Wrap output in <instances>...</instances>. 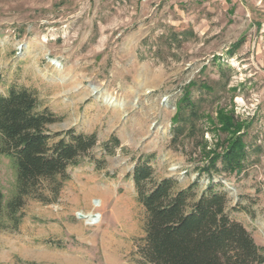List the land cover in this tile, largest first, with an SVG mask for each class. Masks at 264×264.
I'll return each mask as SVG.
<instances>
[{
    "label": "rangeland",
    "instance_id": "rangeland-1",
    "mask_svg": "<svg viewBox=\"0 0 264 264\" xmlns=\"http://www.w3.org/2000/svg\"><path fill=\"white\" fill-rule=\"evenodd\" d=\"M188 29L195 36L179 48L162 37ZM192 81L213 87L191 91L214 119L226 107L252 124L246 170L214 181L228 191L231 217L264 246V0H0V95L33 90L59 117L47 126L52 142L71 129L97 137L68 168L56 201L29 199L19 227L0 229V264H142L146 212L135 166L149 159L154 181L182 187L198 178L204 189L210 180L200 174L197 142L171 141L177 102ZM202 128L213 145L214 130L204 121ZM114 137L119 145L110 142L109 152ZM14 184L0 155L6 198Z\"/></svg>",
    "mask_w": 264,
    "mask_h": 264
},
{
    "label": "trees",
    "instance_id": "trees-1",
    "mask_svg": "<svg viewBox=\"0 0 264 264\" xmlns=\"http://www.w3.org/2000/svg\"><path fill=\"white\" fill-rule=\"evenodd\" d=\"M194 36L188 29L171 30L162 37L169 46L179 48ZM197 86L203 92L213 91L206 82L192 81L186 87L172 119L171 141L178 146L186 139L195 140L205 158L200 174L207 173L210 180L204 189L198 178L182 187L169 177L154 181L149 159L135 166L132 177L146 212L145 236L139 247L142 264H264V246L231 217L228 191L219 188L224 186L221 181H214L215 175H239L246 170L252 124L226 107H219L214 119L201 100L192 98V87ZM58 120L29 88L11 87L0 95V155L15 170L12 195L6 198L0 187V229L19 227L29 199L56 201L71 177L68 168L80 164L81 157L96 146L95 134L72 129L65 133L68 139L52 142L47 126ZM203 121L211 126L206 130L215 132L213 145L205 141ZM110 142L113 148L119 145L114 137L105 144L109 152L113 150Z\"/></svg>",
    "mask_w": 264,
    "mask_h": 264
},
{
    "label": "bare ground",
    "instance_id": "bare-ground-1",
    "mask_svg": "<svg viewBox=\"0 0 264 264\" xmlns=\"http://www.w3.org/2000/svg\"><path fill=\"white\" fill-rule=\"evenodd\" d=\"M51 62L54 63L56 66H60L61 63L60 61L51 58ZM107 103H113V97L112 96H107L106 99ZM96 203H98V201H96ZM97 205V204H96ZM79 215L81 216L82 219H84L85 221H87L89 224H96L97 222H99L100 217L96 214L93 213H84V212H79Z\"/></svg>",
    "mask_w": 264,
    "mask_h": 264
}]
</instances>
